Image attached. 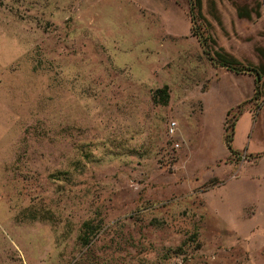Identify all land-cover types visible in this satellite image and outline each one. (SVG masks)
<instances>
[{
	"label": "rangeland",
	"instance_id": "rangeland-1",
	"mask_svg": "<svg viewBox=\"0 0 264 264\" xmlns=\"http://www.w3.org/2000/svg\"><path fill=\"white\" fill-rule=\"evenodd\" d=\"M262 152L264 0H0V264H264Z\"/></svg>",
	"mask_w": 264,
	"mask_h": 264
},
{
	"label": "trees",
	"instance_id": "trees-1",
	"mask_svg": "<svg viewBox=\"0 0 264 264\" xmlns=\"http://www.w3.org/2000/svg\"><path fill=\"white\" fill-rule=\"evenodd\" d=\"M193 2L194 6H196V10L198 9V12H200L201 10V0H190ZM191 4V2H190ZM190 10L193 11V9L191 8ZM200 38V37H198ZM200 41V45L201 47L205 48V40L204 41ZM205 52V50H204ZM222 67H225L226 69H228L229 71L235 73V74H239L240 72H243L244 70L238 69L236 67H229L228 64L222 63ZM260 77L255 74V80H254V86L255 88L257 87V83L259 82ZM168 92H167V88H163L162 90H157L155 91V93L153 94V102L157 103V104H161V105H166L168 102ZM238 117L241 115V111L240 108H238ZM235 120L234 123L232 125H229L225 128V133H227L228 130H230V137L229 139L226 141V145H227V149L228 151L233 155L235 154L234 151L231 149V139L233 136V132H234V127H235ZM84 229L89 227V224H84L83 225ZM84 242H86V240H84Z\"/></svg>",
	"mask_w": 264,
	"mask_h": 264
},
{
	"label": "crops",
	"instance_id": "crops-1",
	"mask_svg": "<svg viewBox=\"0 0 264 264\" xmlns=\"http://www.w3.org/2000/svg\"><path fill=\"white\" fill-rule=\"evenodd\" d=\"M253 83H254V82H253ZM259 111H260V110L258 109V112H259ZM241 115H242V113H241ZM241 115H240V116H241ZM240 116H239V117H240ZM252 116H253V119H255L254 117H257L258 115H254V113H252ZM239 117H238V119H239ZM238 119L236 120L235 125H236ZM234 129H235V127H234ZM233 137H234V132H233V136H232V139H231V149H232V150H233V148H232ZM227 151H228V150H227ZM233 151H234V150H233ZM243 152H246L247 154H249L250 157H251V155H253L252 153H248V152L246 151V149H245ZM234 153L237 154L238 152H235V151H234ZM262 153H264V152H262ZM254 154H255V155L258 154V155L256 156V158H259V157H261V155H262L261 153H254ZM228 155H229V156H232V154H231L229 151H228Z\"/></svg>",
	"mask_w": 264,
	"mask_h": 264
},
{
	"label": "built area",
	"instance_id": "built-area-1",
	"mask_svg": "<svg viewBox=\"0 0 264 264\" xmlns=\"http://www.w3.org/2000/svg\"><path fill=\"white\" fill-rule=\"evenodd\" d=\"M175 130H176V124H175V123H170V124L168 125V134H169L170 136H173L174 133H175Z\"/></svg>",
	"mask_w": 264,
	"mask_h": 264
}]
</instances>
